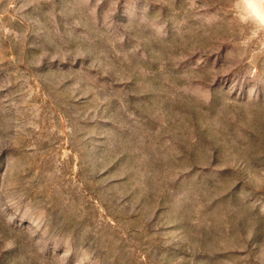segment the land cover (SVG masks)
<instances>
[{
  "label": "rangeland",
  "instance_id": "rangeland-1",
  "mask_svg": "<svg viewBox=\"0 0 264 264\" xmlns=\"http://www.w3.org/2000/svg\"><path fill=\"white\" fill-rule=\"evenodd\" d=\"M250 3L0 0V264H264Z\"/></svg>",
  "mask_w": 264,
  "mask_h": 264
},
{
  "label": "clouds",
  "instance_id": "clouds-1",
  "mask_svg": "<svg viewBox=\"0 0 264 264\" xmlns=\"http://www.w3.org/2000/svg\"><path fill=\"white\" fill-rule=\"evenodd\" d=\"M249 7L252 8L253 11L256 13L257 18H258L262 23H264V11H262V10H264V4L259 5V9H260V10H258L257 5L252 4V3L249 4Z\"/></svg>",
  "mask_w": 264,
  "mask_h": 264
}]
</instances>
